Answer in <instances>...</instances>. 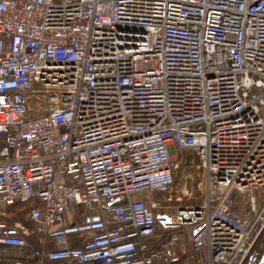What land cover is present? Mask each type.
Returning <instances> with one entry per match:
<instances>
[{"label":"built area","instance_id":"1","mask_svg":"<svg viewBox=\"0 0 264 264\" xmlns=\"http://www.w3.org/2000/svg\"><path fill=\"white\" fill-rule=\"evenodd\" d=\"M188 151L199 194L173 196ZM16 203L6 259L243 264L264 229V0H0V215Z\"/></svg>","mask_w":264,"mask_h":264},{"label":"water","instance_id":"2","mask_svg":"<svg viewBox=\"0 0 264 264\" xmlns=\"http://www.w3.org/2000/svg\"><path fill=\"white\" fill-rule=\"evenodd\" d=\"M201 175V167L198 163L196 154L192 151L184 152L183 159L177 170V177L183 180V189H174L171 194L173 196L187 195L193 196L196 193L195 185L199 181ZM159 223L166 227V222L170 221L167 215L156 216ZM176 224H171L175 226ZM243 264H264V229L256 240L250 255Z\"/></svg>","mask_w":264,"mask_h":264},{"label":"rangeland","instance_id":"3","mask_svg":"<svg viewBox=\"0 0 264 264\" xmlns=\"http://www.w3.org/2000/svg\"><path fill=\"white\" fill-rule=\"evenodd\" d=\"M195 189H196V193H195V195H193V197H196L199 194L198 193V190L196 188V185H195ZM254 195H255L256 198H259L262 195V192L261 191L254 192ZM238 200H239V203L241 205V207H240L239 210L243 211V210L247 209V206H248L249 203L245 200V198L243 196H240ZM15 213H17V220H19V222H22V223H25V224L27 223V221L25 219V213L24 212L17 210ZM10 216L11 215L8 213V211L5 210V215H0V218H8ZM29 242L31 244H33V246H36V241H35L34 238H32V240H29ZM23 252L24 253H23V255L21 257L17 256V257H11V258H9V260L13 261L10 264H17V263L18 264H20V263L21 264H33L34 262H36L35 259H34V257H33V255H32V253H31V250L29 248H26ZM24 256L25 257L29 256L30 258H33V260H34L33 263H32V260L31 259L29 261H27L28 260V257H27V260L23 261L24 259H22V258Z\"/></svg>","mask_w":264,"mask_h":264},{"label":"trees","instance_id":"4","mask_svg":"<svg viewBox=\"0 0 264 264\" xmlns=\"http://www.w3.org/2000/svg\"><path fill=\"white\" fill-rule=\"evenodd\" d=\"M27 208H28V205L27 204H22V203H16L12 206H9V207H6L5 210L8 211V213L11 215L10 217L8 218H0V219H5L7 220L9 223H14L16 221H19L17 220V213H15L17 210L19 211H22L24 213H26L27 211ZM23 209V210H22ZM27 224V223H26ZM27 257H28V260H27ZM27 257H23L22 259H24L23 261L27 260L29 261L30 259L32 260V263H33V258H30L29 256ZM34 257V256H33ZM35 259V257H34ZM36 261V260H35ZM13 261L9 260V259H6V258H3V257H0V264H10L12 263ZM18 264V263H17ZM21 264V263H20ZM33 264H37V262H34ZM45 264H56L54 262H50V261H46Z\"/></svg>","mask_w":264,"mask_h":264}]
</instances>
